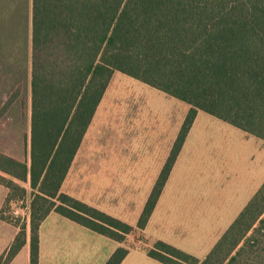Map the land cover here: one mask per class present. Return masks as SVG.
<instances>
[{
    "label": "trees",
    "instance_id": "obj_1",
    "mask_svg": "<svg viewBox=\"0 0 264 264\" xmlns=\"http://www.w3.org/2000/svg\"><path fill=\"white\" fill-rule=\"evenodd\" d=\"M116 72L190 106L137 227L62 191ZM31 92L30 165L0 152L1 217L20 228L0 264L26 243V226L5 212L26 199L28 182L31 264L53 212L119 242L106 264H122L126 237L147 227L199 111L264 141V0H33ZM147 254L162 264H264V184L205 260L161 240Z\"/></svg>",
    "mask_w": 264,
    "mask_h": 264
},
{
    "label": "rangeland",
    "instance_id": "obj_2",
    "mask_svg": "<svg viewBox=\"0 0 264 264\" xmlns=\"http://www.w3.org/2000/svg\"><path fill=\"white\" fill-rule=\"evenodd\" d=\"M21 76L23 91L17 92L10 103V106L16 103L10 118L6 113L0 117V139L7 133L6 143H0V152L27 162L31 89L29 75ZM189 112L190 106L183 101L116 72L71 169L68 188L86 203L137 227L147 200L178 144ZM128 165L134 169L133 192L129 195L119 190L112 192L115 188L110 182L103 184L114 178L112 171ZM170 175L162 210L173 199L193 197L191 213L183 209L178 214L180 220L188 217L191 223L184 224L175 236L176 244L166 241L169 237H162L148 225L146 233L153 235L154 240L137 229L126 237L124 246L147 252L161 240L203 261L263 186L264 141L199 111L184 136ZM119 179L125 182L126 177ZM181 184L182 195L174 191ZM103 186L106 187L103 195L95 196L96 188ZM27 206L30 198L11 202L5 214L25 225L28 215L31 218ZM161 215L157 212L154 219L159 220ZM164 227L167 229L165 224ZM100 237L104 241L101 251L88 264H106L120 246L106 236Z\"/></svg>",
    "mask_w": 264,
    "mask_h": 264
},
{
    "label": "crops",
    "instance_id": "obj_3",
    "mask_svg": "<svg viewBox=\"0 0 264 264\" xmlns=\"http://www.w3.org/2000/svg\"><path fill=\"white\" fill-rule=\"evenodd\" d=\"M32 12L33 0H0V111L12 96L17 92L19 94L20 91H23L21 75H29L28 81H30L31 89ZM29 97L28 124L30 125L29 139L31 140L32 92ZM14 106H16V103L12 106L9 105L5 112L8 114V118H10V115L12 114H10V112ZM6 135L7 133L1 135L2 139H0V143H6ZM2 153L11 158L14 157L8 152ZM28 155L29 158L27 159V163L30 161V148ZM72 170L63 185L62 191L74 196L75 192H72L67 186ZM133 170L132 165H128L125 168H118L116 171H112V176H114V178L110 179V181H103V184L110 182V186L115 188L112 192L119 190L122 194L129 195V193L133 192L132 188L135 181ZM119 177H126L125 182L120 180ZM169 180L170 178L168 179V182ZM167 184L148 225L153 228L154 231L156 230L162 237H169L166 241L176 244L175 236L183 230L184 224L191 223L188 217H184L180 220L178 214H181L183 209H188L189 211L193 209L194 199L193 197L187 196L183 199H173L169 201V205L168 203L163 205V211V196L169 188L167 187ZM24 187L27 189V197L25 200L30 198L31 202L32 189L30 182ZM105 188L106 187L104 186L97 187L94 195L100 198V196L103 195L102 192ZM174 191H180L181 194V192L184 191L183 184L179 185ZM84 193L88 194V191H85ZM7 197V188L0 185V257L8 251L20 232L19 226L2 219L1 217ZM29 207L30 206H27L26 210H29ZM157 212L162 214L159 220H157V217L154 219ZM52 215L53 214L51 213L48 216L40 228L39 264H88L89 262L96 260L97 255H99V252L101 251V245L104 242L102 237H100L102 235L61 215ZM164 224L168 230L164 227ZM25 226L26 243L10 264H31V218L29 215L25 222ZM147 227L144 230L146 235H148L146 233ZM148 236L154 240L153 235L149 234ZM138 252L143 253V255H136ZM146 254L147 252L145 249H132L122 264H162L146 256Z\"/></svg>",
    "mask_w": 264,
    "mask_h": 264
}]
</instances>
